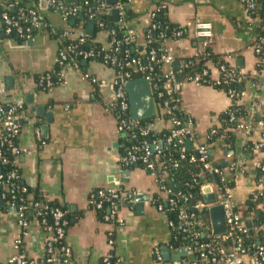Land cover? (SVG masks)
I'll list each match as a JSON object with an SVG mask.
<instances>
[{
  "label": "crops",
  "instance_id": "1",
  "mask_svg": "<svg viewBox=\"0 0 264 264\" xmlns=\"http://www.w3.org/2000/svg\"><path fill=\"white\" fill-rule=\"evenodd\" d=\"M160 6L166 9L169 22L182 32L181 37L166 41L165 49L174 59L170 68L177 71L184 60L198 55L199 42L193 36L195 22H210L214 31L211 51L226 61L230 57L227 65L241 80L237 83L238 91L243 94L244 113L258 104L254 120L264 122V65L252 49L259 29L255 24L254 34L249 31L252 18L239 0H132L126 12L130 15L127 23L136 35L137 44L144 45L150 14ZM7 8L6 0H0V92L9 99L21 101L28 115L18 138L22 154L17 164L25 184L38 189L45 200L57 203L66 211L70 224L65 243L72 251V264H101L106 255H112L119 264H169L183 258L185 249L172 243L173 228L168 216L159 212L152 202L156 195L163 199L155 178L144 168L133 165L129 170L122 166L128 142L118 135L115 116L105 111L115 91V70L102 62L84 60L80 71L63 67L62 81L53 89H40L34 77L55 69L62 46L60 40L75 22L65 23L59 11L43 9L42 15H46L51 31L42 27L32 40H19L4 32L1 13ZM112 18L117 26L119 19L114 15ZM80 20L74 32H84L101 48H106L109 32L98 30L95 20L83 21L82 17ZM89 22L93 23L91 28ZM174 63H178L177 69ZM210 69L217 77V68L212 63ZM252 82L263 88L253 89ZM179 103L183 116L192 121L198 142L202 144H206L210 130L220 125V116L231 105L223 90L191 83L182 88ZM150 124L154 135L170 129L166 120L153 118ZM257 138L255 134L245 142L235 133L233 149H211L219 165L224 161L230 164L238 155L244 158L245 168L235 179L234 187L239 203H245L254 191L257 175L253 164L257 158L244 148ZM226 152L232 155L226 157ZM110 189L132 191L144 200L121 204L115 222L106 223L98 218L90 198L92 194ZM50 236L35 216L29 217L24 230L18 226L14 212H3L0 215V264L15 254L13 245L18 238H22L26 258L35 264L42 263L47 258ZM110 240L114 243L112 247Z\"/></svg>",
  "mask_w": 264,
  "mask_h": 264
},
{
  "label": "built area",
  "instance_id": "2",
  "mask_svg": "<svg viewBox=\"0 0 264 264\" xmlns=\"http://www.w3.org/2000/svg\"><path fill=\"white\" fill-rule=\"evenodd\" d=\"M66 0H45V5L48 8L57 10L62 14L63 21L68 23L71 17H74L80 10V7L63 8L57 6L58 3H65ZM132 0H117V3L113 6L108 5L106 0H93L95 3L93 6H88L87 15L89 19L95 20L96 18L106 15V13L118 12L119 21L117 27L124 29L127 36L123 40H117L114 37V31L109 32L111 38L108 40L106 48H101L103 54L102 63L110 68H119L126 70L124 73L117 75L115 81V91L113 98L106 104L105 111L115 116L117 121L118 135L124 138L128 145L125 147L124 156L122 157V166L129 167L140 164L146 169L156 180L158 192L163 196L164 206H156L159 212L168 214L172 212L176 207L179 199L182 197L181 192H176L173 188H167L163 185L164 176L160 173V167L157 164V158L160 154L156 142L152 140L154 131L152 125L142 124V121H135L130 116V107L128 102V95L125 90V85L128 81L135 80L132 77L134 75H140L137 79H144L152 94L155 117L160 120H165V115H170L166 121L170 125L168 130L169 135L166 139L168 146L172 145L175 140L185 143L190 142L191 154L181 155V160H188L191 164L200 165V193L202 196V203H198L193 206L192 212L182 209L178 216V227L188 239V245L185 249V256L180 260L169 264H264V236L261 239H257L255 242L248 244L247 241L251 240L252 233L256 234L258 229L254 226L251 216H245L243 210L247 201L252 197V202H256L257 198L264 196V122L255 121L254 115L259 111V105H254L248 108L247 116H243L237 127L236 133H239L243 137V141L250 140L258 134V138L252 142L251 146H246L244 150L247 151L250 156L257 158L254 161V169L256 171V180L254 191L248 197L245 203H239L235 199V179L243 173L245 168L244 158L236 156L234 160L228 164L226 168H219L216 165V160L209 154L211 146L208 144H202L198 142V136L194 132L193 123L190 119L180 118L182 109L179 103V96L182 88L187 84L197 85H209V86H221L228 84L222 80L221 73L227 72V61L230 57H227V61L224 60V64L220 65L216 69L217 77H214L212 70L210 69L211 61L206 60V69L202 74L195 75L186 80L179 81L176 72L170 68L174 59L168 53L166 49L158 54L155 50H151L143 64L140 58H133L125 63L119 62L117 55L120 50V46L124 44L136 43V35L132 29L128 27V23L125 20L126 12ZM244 6L245 12L250 16L251 23L249 31L254 34V25L257 24L259 31L264 32V13L263 17L258 15V8L260 7V0H239ZM151 21L154 17V12L150 14ZM42 12L36 3L31 4V8L27 10V17L13 18L10 17L6 10L1 14V20L3 29L6 36L11 37L16 35L24 41L32 40L33 31L39 30L43 27ZM151 24V23H150ZM47 28H49L47 26ZM154 29L155 26H152ZM50 29V28H49ZM51 30V29H50ZM182 36L181 30L175 33V37ZM194 38L199 42L198 56L206 59L208 53L211 52V48L214 44V31L213 25L210 22L198 20L195 22ZM64 39L76 41L78 44L62 46L58 54V63L64 67H70L77 71H80L78 60L74 54L79 44H84L87 41V37L84 32L76 33L73 29H67L63 35ZM63 42V41H62ZM252 49L257 54L259 61L264 65V33H257L254 35V43ZM138 53V50H134ZM129 54V52H126ZM96 54L93 51L78 52L77 56L87 61L93 59ZM161 64L168 68L162 74L158 76L156 74L155 66ZM185 67L182 66V68ZM88 79L87 75H84ZM211 78L212 81L204 80L202 78ZM231 81L240 82V78L230 77ZM38 87L47 86L50 87L51 81L49 76L43 77L39 83H36ZM252 88L261 90L263 87L259 84L252 82ZM230 99V108L234 109L229 114V121L236 120V116L244 112L241 104L242 93L236 92L232 89H228L226 93ZM0 117L6 121L5 131L7 136L4 141L10 147V152L13 157L18 158L22 152L18 147V143L14 141L20 136L22 123L28 120V115L23 106V103L18 100L9 99L3 92H0ZM156 100V102H155ZM22 112V113H21ZM244 114V115H245ZM216 129L212 128L208 135H214ZM39 136V133H37ZM208 137V136H207ZM15 139V140H14ZM235 145V144H234ZM228 146V149H233ZM227 150V149H226ZM178 163L174 164V168H178ZM2 176H0V182ZM210 186L212 188V194L215 197V202L207 204L204 200L203 188ZM22 192H26V189H21ZM136 193L132 191H121L117 189H110L107 191H100L99 193L92 194L90 198V205L95 210L102 208V203L109 204V213L104 218V222L110 223L112 218L116 217L120 202L125 200L128 204L133 203V199L136 197ZM97 197L98 201L96 200ZM5 199V196H1ZM185 202L188 200L184 198ZM24 203V202H23ZM10 205V209L18 218V226L21 229L26 230L28 221L24 218V212L26 206ZM193 205V203H191ZM214 206H220L223 209L224 219L226 224V231L222 236H214L211 223L208 225L197 218L195 211H199L202 208H210ZM259 208H264L263 204H259ZM34 209L37 210L36 218L41 224L50 232L51 236L46 245L47 259L40 264L46 262L47 264H72V251L65 243L66 236V212L59 208L48 212L51 218V225H48V221L44 216V212L49 209L47 206H40L35 203ZM3 213L0 207V215ZM247 222L251 223V226H247ZM171 228H174L173 223L169 220ZM202 239V240H201ZM113 241L110 240L109 245L113 246ZM15 254L3 264H35L30 262L24 252L22 251V238H18L13 245ZM157 259L160 260L158 250H156ZM112 260V255H106L101 260V264H119V261L115 258Z\"/></svg>",
  "mask_w": 264,
  "mask_h": 264
},
{
  "label": "trees",
  "instance_id": "3",
  "mask_svg": "<svg viewBox=\"0 0 264 264\" xmlns=\"http://www.w3.org/2000/svg\"><path fill=\"white\" fill-rule=\"evenodd\" d=\"M119 1V0H118ZM187 1V0H186ZM190 1V0H188ZM36 3L41 12L43 13V9L53 10L48 8L47 6L43 7L45 4V0H6L7 10L6 12L9 14L10 17L13 18H25L27 17V10L31 8V4ZM88 4L89 6H93L95 3L93 0H66L65 3H58L57 6H61L63 8H73V7H80L79 12L70 18L74 20L75 25H73L72 29H76L80 26L81 20L80 16L82 17L83 21L89 19L87 15L88 11ZM260 7L258 8V15L263 17L264 13V0H260L259 2ZM2 14V13H1ZM127 15V14H126ZM46 15H42L41 21L43 27L49 31L47 28V21L45 20ZM130 15L125 17L127 21ZM97 23L98 30L104 31H114V37L117 40H123L127 33L124 29H120L113 23L112 15H102L95 19ZM152 26H155L153 29ZM37 30L33 31V35ZM58 36H61L60 32L55 30ZM180 31V28L172 23L169 22L166 9L163 7H159L158 10L154 12V17L152 18L151 24L144 32V45H139L135 42L130 44H122L119 48V53L117 55V59L119 62L125 63L128 60L133 58H140L142 63H145V60L151 50H155L158 54H161L162 51L165 49L166 41L170 38H176L175 33ZM259 33H264L258 31ZM16 35L11 36V38H16ZM19 40L21 38L17 37ZM111 36H109V39ZM65 45H77L76 41H71L67 39L60 40ZM93 38H88L84 44H79L76 52L72 54L76 57L79 63L80 69L82 67L83 58L77 56L78 52H89L93 51L96 55L93 59H88L87 61H98L102 62L103 54L101 53V46L98 43L93 42ZM134 50H138V53L134 52ZM129 52L127 54L126 52ZM206 60H210L211 63L216 67L219 68L220 65L224 64V60L222 56L215 55L212 51L208 53V57L206 59L202 58L201 56H195L193 58H189L184 60L185 67L178 69L176 72V76L179 81L186 80L190 77H194L195 75L202 74V72L206 69ZM183 65V66H184ZM62 66L60 63H57L54 70L40 74L34 77L36 83H39L43 77L49 76L51 81V86H40L39 88L42 90H51L56 87L59 83H61V69ZM227 72L221 73L220 77L222 80L226 81L228 79V84L221 85V86H214L217 89L223 90L227 93L228 89H232L236 92L238 91L239 84L234 80L231 81L230 77L234 76V73L229 69L228 65L226 64ZM117 75L124 73L126 70L119 69L117 67L113 68ZM156 74L158 76H162L165 72L164 65L158 64L155 66ZM140 75H134L132 78L137 79ZM235 77V76H234ZM204 80L212 81L211 78H202ZM156 102V100H155ZM1 104V100H0ZM234 108H229L226 112H224L220 116V125L216 127V133L214 135H208L206 144L211 146V149H216V147H221L222 150L228 149V146L233 147L235 144V133L236 127L240 121V119L244 116V112L240 113L236 116V120L233 122L229 121V114ZM22 113V112H21ZM170 115H165V120L169 118ZM181 120L185 118L183 115H180ZM152 120L142 121V124L147 125ZM6 121L0 117V176H2V180L0 182V207L3 212H7L10 209L11 204H15V206H20L23 202V205L26 206V210L24 212V218L28 221L29 217H33L36 215L37 210L34 209V204L38 203L40 206H47L49 209L47 212H44V216L48 221V225H51V218L48 212L55 210L56 208L61 209L62 211L66 212L60 205L54 202H49L44 199L41 192L36 188H31L29 185L25 184L21 178V170L17 164V159L12 156L10 152V147L7 143L3 142L5 137L7 136V132L5 131ZM169 135V132H163L160 135H153L152 140L156 142V146H158L160 154L157 158V164L160 167V173L164 176L163 185L167 188H173L176 192H181L182 197L178 198L179 201L172 212L167 214L168 219L173 223L174 228L173 236L174 240L172 241L173 245L177 248H185L188 245V239L184 236L181 230L178 227V220L177 216L182 209L188 210L190 212L194 211L193 206L202 203V196L200 193V181L201 178L200 174V165L198 164H191L188 160H181V155L189 156L191 154V150L187 149L185 143L180 142V140H175L172 145L168 146L166 144V139ZM15 140V139H14ZM15 144L18 143L17 140L14 141ZM178 163L179 167L174 168V164ZM216 165L220 167L219 163L216 162ZM134 166H138L140 168H144L142 165L137 164ZM125 167V166H124ZM25 188L26 192H22L21 189ZM4 195L5 199H2L1 196ZM96 200L98 201L97 197L95 196ZM184 198L188 200L185 202ZM99 202V201H98ZM153 204L155 206L163 205L164 200L160 196L153 197ZM125 203V200H122L119 205ZM127 203V202H126ZM193 203V205H191ZM259 204L264 205V196L257 198L256 202H252V197L247 201L245 205V209L243 213L245 216H251L252 222L254 226L258 229L257 233H252L251 240L247 241L248 244L255 242L257 239H261L264 236V208H259ZM97 216L101 221H104L105 216L109 213V204L102 203V208L100 210H96ZM196 216L198 219L203 221L206 224H210V214L207 208H202L199 211H195ZM36 217V216H35ZM41 220V218H37ZM66 220H67V227L70 224L69 217L66 213ZM111 222H115V217L112 218ZM65 230V232H66ZM202 240V239H201ZM48 257V256H47ZM114 257L112 256V260ZM47 259V258H46ZM46 261V260H45ZM43 264H47L44 262ZM52 264V263H51Z\"/></svg>",
  "mask_w": 264,
  "mask_h": 264
},
{
  "label": "water",
  "instance_id": "4",
  "mask_svg": "<svg viewBox=\"0 0 264 264\" xmlns=\"http://www.w3.org/2000/svg\"><path fill=\"white\" fill-rule=\"evenodd\" d=\"M108 5L113 6L117 3V0H106ZM112 15L115 16L116 20L119 19L118 12H112ZM81 18V16H80ZM74 23V20L71 21ZM90 28L93 26L92 22H89ZM174 68L177 69L178 63H174ZM125 90L128 95V102L130 107V116L135 121H147L153 120L155 116V107L148 83L144 79H135L128 81L125 85ZM186 148L191 150L192 145L190 142H185ZM209 154L213 156L214 151L210 150ZM232 152H226L225 156L230 157ZM222 168L228 167V162L224 161L220 164ZM132 169V166H129V170ZM203 194L205 195L204 200L207 204L215 202V197L212 194V188L210 186L203 188ZM143 197H135L133 201L142 202ZM210 214V223L213 230L214 236H222L226 231V224L224 219L223 209L220 206H214L209 210ZM247 226L250 227L251 223L247 222ZM185 251V250H184ZM178 258L177 260H179Z\"/></svg>",
  "mask_w": 264,
  "mask_h": 264
}]
</instances>
